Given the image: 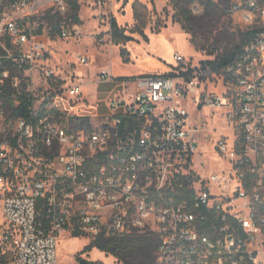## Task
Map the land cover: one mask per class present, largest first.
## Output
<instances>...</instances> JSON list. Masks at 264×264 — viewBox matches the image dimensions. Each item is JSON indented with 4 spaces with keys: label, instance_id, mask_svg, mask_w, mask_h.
I'll return each mask as SVG.
<instances>
[{
    "label": "built area",
    "instance_id": "obj_1",
    "mask_svg": "<svg viewBox=\"0 0 264 264\" xmlns=\"http://www.w3.org/2000/svg\"><path fill=\"white\" fill-rule=\"evenodd\" d=\"M41 2L54 14L69 8L0 0V236L12 264H59L62 235L135 231L159 235L156 264H264V0H230L253 34L226 65L175 52L171 74L101 68L89 82L113 89L97 100L47 67ZM199 108L225 115L232 130L213 142L223 165L207 172L195 161Z\"/></svg>",
    "mask_w": 264,
    "mask_h": 264
},
{
    "label": "rangeland",
    "instance_id": "obj_2",
    "mask_svg": "<svg viewBox=\"0 0 264 264\" xmlns=\"http://www.w3.org/2000/svg\"><path fill=\"white\" fill-rule=\"evenodd\" d=\"M73 1H77L80 5L78 16L81 23H75L74 18L70 16L71 6L65 14L56 13L60 15L61 26L66 28L68 36L45 39L51 46L47 67L59 75L65 87L81 80L90 100L107 97L112 90L113 84L111 83L99 85L89 83L101 68L109 69L119 77L142 73L144 75L171 74L175 72L176 67L175 52L191 58L194 65H201L202 61L213 60L217 54L225 52V48L233 50L241 40L240 31L247 30L240 22V15L229 12L230 0H214L218 4L219 13L214 16L212 25L207 26L210 31V40L207 45H212L213 39H219L220 42L214 47L204 49H201V46L205 42L200 43V36L196 38L199 42V47H197L191 43L195 35L186 33L181 24L174 21L173 15L176 12L174 4L177 0ZM48 7L42 2L38 3L36 11L39 12V16L36 18V23H41L39 20L49 10ZM190 9L195 16L207 12L206 7L197 1L190 4ZM56 14L51 11L52 16ZM113 20H116L120 29L133 37V40L126 43H115L111 30ZM51 21L52 18L42 20L45 28L47 27L45 34L50 33ZM138 28H141L144 33L140 34L136 31ZM232 35H236V39L231 41L229 36ZM123 49L126 52L123 53ZM79 56L88 58L89 61L85 67L80 64ZM87 71L88 75H86ZM32 78L36 82L43 79L36 72ZM194 121L201 124L203 128L200 135L199 153L195 158L196 164L203 172L219 169L223 163L215 158L212 144L220 135L232 138L231 124L225 115L213 113L209 108H199L195 111ZM200 163H204V166ZM3 225L4 217L0 203V229ZM91 240L92 237L87 234L62 235L58 245L59 264H79L82 258L92 260L97 264H122L113 255L97 248L83 252ZM4 255L7 261L5 263L1 261ZM13 258V247L4 243L0 236V264H12Z\"/></svg>",
    "mask_w": 264,
    "mask_h": 264
},
{
    "label": "trees",
    "instance_id": "obj_3",
    "mask_svg": "<svg viewBox=\"0 0 264 264\" xmlns=\"http://www.w3.org/2000/svg\"><path fill=\"white\" fill-rule=\"evenodd\" d=\"M196 1L200 2L206 7L207 12L205 14L195 16L192 13L190 4ZM175 2L174 9L176 10V12L173 15V19L174 21L181 24V27L186 33L195 35V37H192L191 43L199 47V42L196 39L197 36L201 37L200 43H203V41L205 42L204 44H202L201 49L210 46L214 47L220 42L219 39H213L212 45H207L208 41L210 40V31L208 30L207 26L212 25L214 16L218 15L219 13L218 4L215 3L214 0H177ZM68 3H70L69 6H71V11H69L70 16L74 18L75 23L80 24L81 20L78 16L80 5L77 3V1L73 0ZM51 11L52 9L46 11L42 18L39 20V22H41L39 23V31L42 32L45 28L42 20L52 18V25L50 26L49 36L55 37L56 34L60 31L62 23L60 15L56 14V16H52ZM54 19H56L57 21L54 22ZM208 19L209 21H207ZM111 30L112 39L117 44L126 43L133 40V37L126 34L125 31L120 29L116 20L112 21ZM136 31L140 32V34L144 33L141 28L136 29ZM252 34L253 31L251 30L240 31L241 40L238 44L235 45L233 50H227L225 48V52L217 54L215 59L202 61L201 66L218 69L231 62L243 50L246 43L250 40ZM229 37H231L229 38V40L231 41L236 39V35H232ZM124 52H126L125 49H123V53ZM28 103L29 102L26 99H23V107H26ZM75 235H78V233H75ZM158 243L159 235L157 233L153 231H135L128 235H117L111 237L99 236L97 238H93L90 243L85 246L83 252H89L93 248H97L102 252L113 255L122 264H156V252ZM1 258L2 262H7L5 260V255ZM94 264L97 263L94 262Z\"/></svg>",
    "mask_w": 264,
    "mask_h": 264
},
{
    "label": "water",
    "instance_id": "obj_4",
    "mask_svg": "<svg viewBox=\"0 0 264 264\" xmlns=\"http://www.w3.org/2000/svg\"><path fill=\"white\" fill-rule=\"evenodd\" d=\"M79 264H94V261L82 258Z\"/></svg>",
    "mask_w": 264,
    "mask_h": 264
},
{
    "label": "crops",
    "instance_id": "obj_5",
    "mask_svg": "<svg viewBox=\"0 0 264 264\" xmlns=\"http://www.w3.org/2000/svg\"><path fill=\"white\" fill-rule=\"evenodd\" d=\"M49 36V35H48ZM49 39H50V36H49ZM51 40V39H50ZM81 64V63H80ZM82 65V64H81ZM82 66H86V65H82ZM56 73V72H55ZM142 74H144V73H142ZM131 75H134V74H131ZM137 75H139V74H137ZM60 78V77H59ZM90 83V82H89ZM91 85H93V84H91ZM112 89H113V87H112ZM83 90H84V86H83ZM84 93H85V90H84ZM94 94V93H93ZM85 95L86 96H88V94L87 93H85ZM88 98H89V96H88ZM94 100V99H93Z\"/></svg>",
    "mask_w": 264,
    "mask_h": 264
}]
</instances>
